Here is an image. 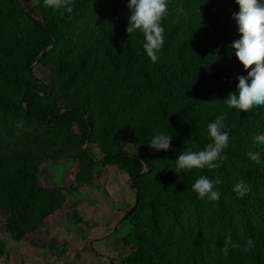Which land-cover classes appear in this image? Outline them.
<instances>
[{
    "label": "trees",
    "instance_id": "16d2710c",
    "mask_svg": "<svg viewBox=\"0 0 264 264\" xmlns=\"http://www.w3.org/2000/svg\"><path fill=\"white\" fill-rule=\"evenodd\" d=\"M22 1L0 0V205L13 211H6L7 224L37 240L51 223L68 226L69 218L51 212L66 208L68 189L89 177L75 170L64 187L51 185L47 212L48 205L28 192V179L42 163L88 161L76 138L63 133L82 120L88 137L103 139L109 154L124 143L122 153L135 149L133 156L147 166L134 176L138 198L128 215L139 218L135 225L149 245L150 264H264V145L254 146V137L264 134V107L244 112L225 102L248 71L231 46L242 35L232 18L236 0H169L156 63L143 49L142 33L127 34L129 0H75L71 20L43 0L32 10ZM43 59L55 60L57 69L40 85L41 95L31 82L38 81L32 64ZM36 99L51 112L43 120L24 106ZM221 113L230 131L222 153L227 159L216 169L175 172L179 154L212 142L207 124ZM158 132L171 135V150L149 147ZM249 151L260 153L259 164ZM201 175L221 181L219 200L193 191ZM241 180L251 187L243 197L234 191ZM90 226L83 225L87 233ZM229 236L240 247H230L225 257L221 249ZM248 239L254 247L243 252ZM52 245L49 251L31 247L29 264L68 257ZM128 246L125 238L117 264H141L127 259Z\"/></svg>",
    "mask_w": 264,
    "mask_h": 264
},
{
    "label": "rangeland",
    "instance_id": "374dc122",
    "mask_svg": "<svg viewBox=\"0 0 264 264\" xmlns=\"http://www.w3.org/2000/svg\"><path fill=\"white\" fill-rule=\"evenodd\" d=\"M22 2L29 9L35 5L33 0ZM38 60L32 64V68L35 66L34 73L38 81H32L31 84L39 88L36 90L43 95L45 90L40 85L44 79L49 81L47 76L56 73L57 63L53 59H43L38 64ZM18 84L20 83L13 85ZM38 101V99L35 102L28 101L24 103V106L26 104L27 107L35 109L34 116L41 120L51 112L46 108H40L43 102L38 103ZM60 111L46 119L45 122L53 121L59 116ZM63 133L66 137L76 138L77 143L85 151L88 161L85 163L73 161L64 165L62 162L52 161L48 162V165L42 163L37 172L28 179V192L39 198L43 207L48 205L45 210L47 212L50 209L48 191L51 185L57 183L60 187H64L62 181L64 183L66 176L75 170L81 171L83 176H88L89 179L83 185L68 189L71 196L66 200V208L60 210V213L51 212V215L61 214L69 218L68 227L51 223L50 228L46 230L45 237L37 240L32 233L16 230L12 227V223L8 225L10 214L6 211L9 210L12 214L13 211L9 207L0 205V264H29L28 258L23 255L28 253L29 257L31 247L43 251L48 250L51 248L48 247L49 244L57 245L58 250H64L69 254L66 258L64 256V260H58V264H107L104 258L103 261L100 260V255L107 252L114 257V248L116 252L122 254L125 238L129 242L127 259L141 264H150L151 256L147 254L149 245L139 239L140 228L135 225L139 218L128 215L137 200L134 176L146 171V168L142 166L143 163L133 156L135 149H132L131 154H124L122 151L125 147L122 143L121 151L109 154L103 139L88 137L83 121L69 125ZM86 136L89 141L88 146L85 145ZM142 191H145V187ZM86 223H90V227L94 228L89 235L83 228ZM86 244L93 250V253L90 250V254H87ZM89 259L92 262L87 263Z\"/></svg>",
    "mask_w": 264,
    "mask_h": 264
},
{
    "label": "clouds",
    "instance_id": "9594fccd",
    "mask_svg": "<svg viewBox=\"0 0 264 264\" xmlns=\"http://www.w3.org/2000/svg\"><path fill=\"white\" fill-rule=\"evenodd\" d=\"M33 3L39 4L40 0H33ZM236 3L239 5V11L233 13L232 18L237 23L238 30L242 35L238 40L233 41L231 46L244 69L248 71L247 76H238L237 91L229 92L225 102L229 108L250 112L254 108L264 107V2L261 0H236ZM168 4L169 0H129L128 3L130 14L126 26L127 34L132 36L137 32L142 33L143 49L153 63L158 61V53L161 52L165 43L163 21L169 15ZM43 5L62 14L66 12L68 19L71 20L75 0H43ZM226 117V113H221L216 116L214 121L207 124V132L212 142L208 143L203 150L188 149L178 155L175 172L181 173L203 168L216 169L221 166L217 161L222 162L227 159L222 153L228 147L230 136V131L224 123ZM87 139L85 145L88 146ZM148 144L155 151L171 150V135L158 132ZM256 144L264 145V134L254 137V146ZM247 155L253 163H260L259 152L249 151ZM143 167L147 169L145 163H143ZM220 183L218 178L213 180L201 175L192 188L199 198L207 197L209 200L215 201L219 200L221 196L220 191L216 190V185ZM234 191L243 197L251 191V187L245 185L241 180L235 184ZM136 198H138L137 194ZM122 239L119 240L120 244ZM230 247L240 246L233 244L229 236L221 249L225 257H227ZM253 247V241L248 239L242 251L250 252ZM106 261L107 264L108 262L113 263L110 258H107Z\"/></svg>",
    "mask_w": 264,
    "mask_h": 264
},
{
    "label": "crops",
    "instance_id": "0c3cea01",
    "mask_svg": "<svg viewBox=\"0 0 264 264\" xmlns=\"http://www.w3.org/2000/svg\"><path fill=\"white\" fill-rule=\"evenodd\" d=\"M67 227H68V226H67ZM69 227H70V226H69ZM47 229H48V228H47ZM67 232H70V231H67ZM90 232H91V231L88 232V235L90 234ZM74 239H75V237H74ZM86 245H87V244H86ZM86 245H85V247H86ZM109 245H110V244H109ZM109 245H108V246H109ZM108 246H107V247H108ZM82 247H83V246H82ZM113 251H114V254H115L114 257L110 256L107 252H105V253H103V254L100 255V260L103 261V258H104V260H106L107 258H110V259L113 260V264H117V263L119 262V260L121 259V252H119V253L116 252V251H115V248H114ZM10 253H11V252H10ZM12 253H13V252H12ZM89 254H90V253H89ZM26 256H27V255H25V256L23 255V257H26ZM98 256H99V255H98ZM12 261H13V260H12ZM91 262H92V261H91Z\"/></svg>",
    "mask_w": 264,
    "mask_h": 264
}]
</instances>
